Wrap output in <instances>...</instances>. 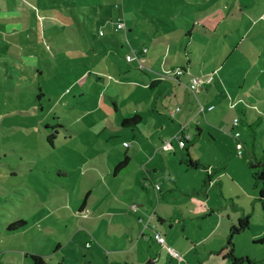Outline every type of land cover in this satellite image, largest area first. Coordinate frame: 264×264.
Returning a JSON list of instances; mask_svg holds the SVG:
<instances>
[{
    "label": "rangeland",
    "instance_id": "374dc122",
    "mask_svg": "<svg viewBox=\"0 0 264 264\" xmlns=\"http://www.w3.org/2000/svg\"><path fill=\"white\" fill-rule=\"evenodd\" d=\"M119 16L125 27L116 31ZM191 40L197 48L189 65L185 47ZM145 43L148 58L128 62L127 55L135 57ZM172 57L173 64L188 68L184 76L190 79L191 71L200 72L206 63L217 82L191 90L190 99L180 104L169 98L173 79L163 82L166 89H135L145 119L140 128H124L123 117H133L137 108L131 81L142 77V70L159 67L160 60L171 67ZM140 98L161 114L149 113ZM195 99L196 112L188 113ZM180 105L188 115L183 123L179 112L173 117L180 108L170 113ZM182 132L195 139L189 149L206 161L204 166L193 169L185 162ZM54 133L55 148L47 139ZM165 140L174 142L175 151L156 147ZM150 146L159 158L168 153L173 158V175L170 179L164 166L147 186L139 179L143 206L138 209L149 212L146 221L139 220L143 228L158 223V214L171 217L164 233L176 245H167L184 257L183 264H232L226 256L232 248L244 258L240 264H249L247 259L264 264L263 184L255 188L248 161L250 150L257 162L264 161V0H0V264H34L32 254L46 256L51 264L63 258L65 264L85 258L102 263L106 248L98 240L87 247L89 230L78 227L80 217L71 216L77 198L83 200L87 188L96 185L84 163L103 169L107 161L115 168L127 153L145 154ZM133 156L120 176L129 179L143 161L142 155ZM59 167L70 174L58 177ZM140 170L146 178V168L140 165ZM246 215L249 228L233 235L231 245V228ZM20 219L26 226L8 229ZM148 230V243L157 252L154 231ZM182 245L191 247L188 256Z\"/></svg>",
    "mask_w": 264,
    "mask_h": 264
},
{
    "label": "crops",
    "instance_id": "0c3cea01",
    "mask_svg": "<svg viewBox=\"0 0 264 264\" xmlns=\"http://www.w3.org/2000/svg\"><path fill=\"white\" fill-rule=\"evenodd\" d=\"M116 31H120V30H116ZM131 31H133V30H131ZM101 32H103V31H101ZM101 32H100V35L103 36L104 32H103V34H101ZM145 45H147V44L145 43L144 46ZM142 47H140V48H142ZM140 48L137 47L136 50L138 51ZM128 56H131V55L128 54L126 60H128ZM168 60H170L172 62L171 67L167 66V64H164V62H162V60H160L161 65H159V67H156L154 69L142 70V72H145V74H147V75H146V77H144V75H145L144 74L142 77L140 76L138 79H136V81H131L134 84V88H133V92L131 94V97L133 95L135 96V94H136L135 89H136L137 93L140 92L141 90L146 91L148 89L152 90V91H154L155 89H159V88L166 89L168 87V85L167 84L164 85L163 82H165L166 80H169V79H173V78L166 79V80L162 81L161 83L159 81L154 83L153 86L155 88L154 87L152 88L149 85L151 83H153L154 80L161 78L159 76L160 70L163 71L166 69L169 70V69H174L177 67H182V66H177V65L173 64L175 58L173 59V57H172V58H169ZM150 61L154 62L156 60L151 59ZM130 63L136 64V63H138V61L133 60ZM188 64L191 65L190 62H188ZM191 72L193 73L192 75H198L199 77H203V76L205 77V76L213 75V81L203 84L202 87L209 86L216 81L217 76H215L212 73V70L204 62H203L202 69L200 72H198V71H196L197 73H195L194 71H191ZM99 76H101V75H99ZM102 76H104V75H102ZM131 82H129V83H131ZM218 82H220V81L218 80ZM174 84H175L174 85V89H175L174 92L172 91L169 93L170 94L169 98H171V100L173 99L175 102H178L180 104V102H184V99L185 100L190 99V95L192 94L191 89H190V84H191L190 78L183 75L182 79L181 78L175 79ZM214 89H217V87H215ZM197 90H198V88L195 91H197ZM134 96L132 97V99H133L132 102H135V106H137V108L133 107V113L140 114L143 118V121H144L145 115L143 112H140L141 108H139L140 107L139 100L136 99ZM165 97L168 98V95H165ZM194 97L196 99H198L197 94ZM196 99H195V102L193 103V105L189 108L188 113L192 112V111L196 112V110H195V107L197 105ZM140 100L143 101L144 107H145V109H148L149 113L153 112V113H157L159 115L161 114L158 109L155 110V109H153V107L150 108L151 107L150 104L148 102L144 101L143 98H140ZM179 104H177V105H179ZM162 105L164 107L163 109H166L164 104H162ZM233 105L235 106V104H233ZM177 108H180V110L176 111L174 116L173 115L172 116L174 118H176V114L179 112V114L177 115V118L179 119L180 122L183 123L184 119L188 115H186V112H184V108L182 107V105L177 106ZM177 108H175V109L172 108L170 110V113H173L174 110H177ZM143 121H142V123H143ZM196 127H197V133H198L197 135L202 136L204 133V130L202 129V125L198 124ZM138 128H140V127H138ZM177 133H179V132H177ZM182 134L187 135L185 132L184 133L182 132ZM240 137H241V135H240ZM160 138H161V136H159V139ZM190 139H192V138L190 137ZM170 141L165 140V142H162L161 145L156 146V147L163 149L164 144L167 142H170ZM124 143L125 142L123 141V144ZM237 143H238V141L236 142V145H237ZM171 144H172V148H171L172 150L170 149L169 151L172 152V151H175V144L173 141L171 142ZM246 147H247V145H246ZM141 148H143V145H141ZM180 149H182L181 146H180ZM150 150H152L151 146L147 150H145V154H143L142 151H140L139 153L135 152L134 156L131 155L130 153L126 154L128 156V159H127V165L125 167L129 166L130 161L132 159V156L137 159V157L139 155H142L143 161L141 162L140 165H143V168H146V172H147L146 178H144L142 176V172L140 170V165H138L135 168V172H133V176L130 175L129 179H128V177H122V175L120 176V173L123 172L122 170L116 172L117 173L116 175L115 174L113 175V172L115 171L114 165L112 163L107 162V161H105L103 169L99 168L98 164H95L92 161H87L84 163V164H88V168L86 170V173L93 172L92 178H91L92 179L91 185H94V184H96V185L90 186L89 188H87L86 194H85V197L83 200H80V198H77V200L80 201V203L78 204L77 208L73 209V211L71 212V216L72 217L73 216L80 217V218H78V223H80V226H78V227H85L86 229L89 230V231H86L87 236H88L87 241H86L87 245L91 241V238H92L91 235H93L94 240L92 239L93 242H91L92 244L90 245V247L93 244H95V240H98L106 248V253L104 256H102L104 258V261L100 264H183L184 257H182L183 258L182 260H178V259L174 258L170 254V252L168 251L167 247L165 245H161L160 243H158L155 238H154V240H155L157 248H158L157 252L153 251V246H151L148 243L149 240L152 238L150 235H148V231H149L148 229H150V230L152 229L154 231V233L156 231L162 233L166 237V242L170 241L169 238L167 237V234H165L164 231L166 230L165 227H167L165 225H167V223L170 222L171 217L167 219L164 215L158 214V223L154 222L155 227L154 226L150 227V228L146 227V229L143 228V225L140 222V221H143V222L146 221L147 214H149V212L146 211L145 209H143V210L138 209V207H140V205L143 206V204H139V201H143V200L141 198V195L137 191V189L139 187L138 186L139 179H141V181L143 179L144 182L146 181L145 185L147 186V184H148L147 179H151V181H152L154 178H156L158 176L159 169H161L164 166H168V168H170V166H169L170 161L173 160V158L171 160V158L169 157V155H168L169 153L166 154L165 156H162V154H161V156L163 158L162 159L161 157L160 158L158 157V155H159L158 152L156 153V151H155L156 154L155 153L153 154ZM190 154H191V150H190ZM250 155H251V158L248 160L249 162H250V160L252 161L253 158L255 157L251 150H250ZM145 157H150V160L145 161ZM191 158L199 161L202 165H203V163L206 164L205 160H201L199 158H196L192 154H191ZM167 159H168V161H167ZM242 159L243 158H241L240 161H242ZM181 161L183 162L184 160L182 159ZM245 162H246V160H245ZM242 163H244V162H242ZM84 167H87V165H84ZM212 167H213V165L209 164L207 168L211 169ZM171 169L172 168H170V170H169L170 179H172V175H173V171ZM214 170H216V169H214ZM101 173L103 175V178L100 176ZM132 178H133V180H132ZM164 178L165 177L162 176L161 180H164ZM208 180L212 181V174H208ZM236 180H237V178L235 176L233 181L241 189V191H243V186H242V188L240 187L241 181L237 182ZM206 182H207V180H206ZM111 183H113V185ZM116 183H117V185H115ZM220 183H222L221 177H220ZM141 185H142V183H141ZM143 186H144V184H143ZM97 187H99V188L103 187V188H102V190H99ZM256 187L257 186L255 185V188ZM161 189H162V187L160 185L158 190H160V192H161ZM116 191H118L117 197H116V195H114V193ZM125 193H130L131 195L126 196ZM81 204H85L86 209H87L85 217L83 215L81 216L79 213L76 212V209H79ZM131 205L132 206L138 205V206H137V208L133 209ZM93 232L97 233L98 236L96 234H94ZM120 234L122 236H120ZM170 243L172 246L176 245L175 241H170ZM145 245L148 248L147 252L149 253V255L146 254L147 248L144 247ZM138 247H139V250H138L139 254H133L134 249H136ZM181 247L186 248L183 245ZM190 249H191V247L189 249H187L185 256H188V254L191 252V251H189ZM100 251L102 253V249ZM251 262H252V264H254V261L251 260ZM188 264H190V262H188Z\"/></svg>",
    "mask_w": 264,
    "mask_h": 264
},
{
    "label": "trees",
    "instance_id": "16d2710c",
    "mask_svg": "<svg viewBox=\"0 0 264 264\" xmlns=\"http://www.w3.org/2000/svg\"><path fill=\"white\" fill-rule=\"evenodd\" d=\"M120 17V16H119ZM208 19L205 18V21H207ZM201 27L204 29L203 25H201ZM166 31L169 32V30L165 29ZM205 30V29H204ZM190 34V32H189ZM187 34V35H189ZM165 38V37H164ZM195 39V38H194ZM188 41H186L187 43ZM196 41L195 40H191V42H189V44L186 45L185 47V53H186V56H187V60L188 62H190L192 64V60H194L196 58V56H194V52L196 50V46L194 49H192V45L193 44H196L195 43ZM165 48L167 50H170L173 49V46L172 48L170 47V44L166 45ZM148 52H149V48L147 45H145L144 47L140 48L138 51L135 50V53H136V56H135V59L134 60H139L141 57H145V58H148ZM134 57V56H133ZM181 60H184V58H181ZM133 61V60H132ZM40 62V60H39ZM128 62H131L128 60ZM164 73H166L165 75L163 74H160L159 75L161 76V78H158L156 80L153 81V83H151L149 86L150 87H154L153 84L156 83V82H162L166 79H169V78H173L174 80L175 79H179L181 78L183 75H185L187 72L189 73V70L188 68H185V67H177V68H174V69H166V70H163ZM178 71H181L182 73L178 76L176 73ZM193 73L191 72L190 75H191V80H192V77L193 76H198V75H192ZM111 78V77H109ZM155 88V87H154ZM40 89V88H39ZM41 90V89H40ZM43 96V93L41 92L39 94V98H41ZM115 105L118 109V103L115 102ZM143 121V118L140 114H135L133 117H123L122 119V126L124 128H128V127H131V128H138L140 127L141 123ZM59 126H56V127H62L64 128L63 124H58ZM54 127V128H56ZM58 138V135H56V133L54 134H51L47 137L48 141L50 142V144L55 148L56 147V139ZM195 139L191 140V139H188L185 143V146L184 147H181L182 149H187V156L188 158L186 159V163L189 165V167L193 168V169H198L200 168L201 166H203L199 161L197 160H194L191 158V154H190V146L192 145V143L194 142ZM239 140V141H238ZM238 143L241 142V138L239 137L238 139ZM237 143V145H238ZM127 159H128V156L125 155V160L121 161L120 164H116V167L114 168L115 171L113 172V175L117 174L116 172L122 170L126 165H127ZM45 164V163H43ZM249 167L254 170V172H252L253 174V177L254 179L256 180V186L260 183L263 184V187L260 191V198L264 199V161H260V162H257L255 157L253 158L252 161L249 162ZM57 168V167H56ZM57 176L58 177H61V176H66V175H69L70 174V170L68 169H65V168H58L57 169ZM51 180H57L56 177H53V178H50ZM57 183L61 184V182L57 181ZM66 186V185H65ZM88 194V193H87ZM61 198V197H60ZM86 206L85 204H81V206L79 207V209H76V212L79 213L81 216L83 215L85 217V214H86ZM249 223H250V216L249 215H246L242 218L239 219L238 221V224L237 225H234L232 228H231V231H230V236H229V243L232 245L233 242H232V238H233V235H236V234H239L243 231H245L246 229L249 228ZM27 224V221L26 220H23V219H20V220H17L16 222H13L12 224L9 225L8 229L9 230H17V229H20L24 226H26ZM83 224V223H82ZM84 225V224H83ZM91 241L90 243H88L89 245H87V242H86V246L87 247H90V245L92 244L91 242H93L94 240V236L91 235ZM93 239V240H92ZM262 242H264V239L261 240ZM62 247V244L58 243L57 245V248L56 249H60ZM53 253V251H52ZM51 253V254H52ZM49 254V255H51ZM231 261H232V264H240L244 261V258H241V257H238L235 255V252H234V249L232 248L229 253L226 255ZM32 259L34 260V264H51V261L46 258V256L44 255H41V254H32L31 255ZM66 258H63V261H65ZM63 261H60L59 263L57 264H65ZM247 261L249 262V264H252L251 260L250 259H247ZM77 264H92V262L90 260H87L85 258V260H81V259H78L77 261Z\"/></svg>",
    "mask_w": 264,
    "mask_h": 264
},
{
    "label": "built area",
    "instance_id": "2783aa9c",
    "mask_svg": "<svg viewBox=\"0 0 264 264\" xmlns=\"http://www.w3.org/2000/svg\"><path fill=\"white\" fill-rule=\"evenodd\" d=\"M115 27H116V30H121V29H123V28L125 27V22H124V20H122L121 17H119V18L117 19V21L115 22ZM101 34H103V32H101ZM134 59H135V57H133V56H128V60H129V61H132V60H134ZM181 73H182L181 71H178L176 74L179 76ZM212 81H213V75H209V76H205V77H204V76H203V77L193 76V77H192V80H191V84H190V89L193 90V91H195L199 86H202L205 82H212ZM177 110H179V108H177ZM239 124H240L239 119L236 118L235 121H234V126H235V127H238ZM240 135H241L240 132H237V133L235 134L236 139H239ZM178 139H179L180 146H181V147H184L186 141H187L188 139H190V137L187 136V135H184V134H182V135L178 134ZM124 146H126V147L129 148V147L131 146V144L125 142V143H124ZM237 146H238L239 152H240V154H241V149L243 148V143H242V141L239 142ZM164 148L170 150V149L172 148V144H171V142H167V143L165 144ZM158 189H159V188H158ZM134 207L136 208V206H134ZM155 239H156L157 242L160 243L161 245H165V246L167 247L168 251L170 252V254H171L174 258H176V259H178V260H182V259H183L182 256L180 255V253H179L177 250H175V249H173L172 247H170V246L167 245L166 237H165L162 233H160V232H155ZM88 245H89V244H88Z\"/></svg>",
    "mask_w": 264,
    "mask_h": 264
},
{
    "label": "clouds",
    "instance_id": "9594fccd",
    "mask_svg": "<svg viewBox=\"0 0 264 264\" xmlns=\"http://www.w3.org/2000/svg\"><path fill=\"white\" fill-rule=\"evenodd\" d=\"M157 232V231H156ZM155 234V233H154Z\"/></svg>",
    "mask_w": 264,
    "mask_h": 264
}]
</instances>
